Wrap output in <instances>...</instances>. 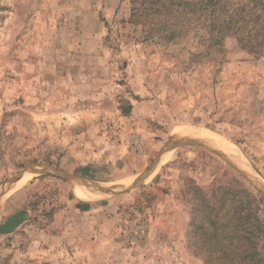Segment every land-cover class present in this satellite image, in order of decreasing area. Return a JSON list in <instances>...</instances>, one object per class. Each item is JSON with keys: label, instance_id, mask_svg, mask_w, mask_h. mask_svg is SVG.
<instances>
[{"label": "rangeland", "instance_id": "obj_1", "mask_svg": "<svg viewBox=\"0 0 264 264\" xmlns=\"http://www.w3.org/2000/svg\"><path fill=\"white\" fill-rule=\"evenodd\" d=\"M165 2L0 0V264H264V6Z\"/></svg>", "mask_w": 264, "mask_h": 264}, {"label": "trees", "instance_id": "obj_2", "mask_svg": "<svg viewBox=\"0 0 264 264\" xmlns=\"http://www.w3.org/2000/svg\"><path fill=\"white\" fill-rule=\"evenodd\" d=\"M166 1V0H165ZM163 3V0H143V2L146 4L145 9L147 11H152L154 14L158 13L161 14L162 16H167L169 13L168 11H170V5H168L167 2ZM171 1V0H170ZM176 3V2H173ZM195 0H180L177 8H179V10L184 11L186 9V6L189 4H194ZM260 3L264 6V0H260ZM172 4V3H169ZM182 4V6L180 7V5ZM174 5V4H172ZM256 5L259 7V3ZM262 12H264V8L262 9ZM263 24H260V27H262ZM254 27V26H253ZM248 193V192H246ZM251 193V192H250ZM248 193V205L249 208L251 210H256L259 209L258 208V203H259V199L256 198V196L253 193ZM252 218V216L246 217V220H250ZM257 220V218H254L253 221ZM236 221H239V216L237 217ZM216 220L215 221H210V229H212V233L215 234V237L213 238H209L212 240V246H215L217 249H223L225 247H229L232 242L234 241L235 238V233L237 232V227H231V224L227 223H220L215 227L216 224ZM254 242V241H253ZM252 249H256L255 246ZM255 251V250H254ZM256 252V251H255ZM253 255H251L250 257H245L244 259H237L236 262L234 263H242V264H251V259H252ZM233 261V260H232ZM258 263V262H257ZM254 263V264H257Z\"/></svg>", "mask_w": 264, "mask_h": 264}, {"label": "bare ground", "instance_id": "obj_3", "mask_svg": "<svg viewBox=\"0 0 264 264\" xmlns=\"http://www.w3.org/2000/svg\"><path fill=\"white\" fill-rule=\"evenodd\" d=\"M215 137H216V136H215ZM213 138H214V137H213ZM26 177H27V176H26ZM96 185H98V184H96ZM96 185H95V186H96ZM99 185H101V184H99ZM101 186H102V185H101ZM79 190H80V189H79ZM86 190H87V189H86ZM4 191H5V190H4ZM88 191H89V189H88ZM88 194H90V193H88ZM81 195H83V194H81ZM85 195H86V194H85Z\"/></svg>", "mask_w": 264, "mask_h": 264}, {"label": "crops", "instance_id": "obj_4", "mask_svg": "<svg viewBox=\"0 0 264 264\" xmlns=\"http://www.w3.org/2000/svg\"><path fill=\"white\" fill-rule=\"evenodd\" d=\"M83 203H86V202H83Z\"/></svg>", "mask_w": 264, "mask_h": 264}]
</instances>
